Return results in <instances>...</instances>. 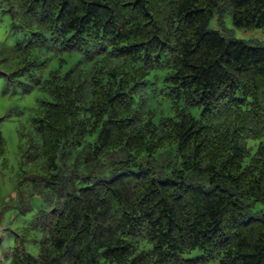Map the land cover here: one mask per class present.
Segmentation results:
<instances>
[{
	"label": "trees",
	"instance_id": "1",
	"mask_svg": "<svg viewBox=\"0 0 264 264\" xmlns=\"http://www.w3.org/2000/svg\"><path fill=\"white\" fill-rule=\"evenodd\" d=\"M0 5L29 31L13 55L47 69L50 96L20 148L50 210L11 264H264L250 203L264 202V45L207 29L227 11L264 29V0Z\"/></svg>",
	"mask_w": 264,
	"mask_h": 264
},
{
	"label": "rangeland",
	"instance_id": "2",
	"mask_svg": "<svg viewBox=\"0 0 264 264\" xmlns=\"http://www.w3.org/2000/svg\"><path fill=\"white\" fill-rule=\"evenodd\" d=\"M222 18L221 24L219 16L215 15L207 29L229 31L238 40L253 46L264 45L263 28H235L230 11ZM19 23L20 20L13 21L8 8L0 5V264H11L10 253L16 236L26 227V222L40 211L50 210L43 194L29 178L35 168L20 149L26 150L33 132L32 121L44 107V102L50 100L41 85L43 76H47V69L43 68L41 73L35 65L28 68V61L13 55V49L26 44L30 36L28 30L17 27ZM62 59L64 62L55 59L50 69L59 68L61 73L68 72L78 61V55ZM158 101L165 106L166 101L160 94ZM250 203L253 215L264 217V202ZM24 247L33 256L39 253L36 242L30 240ZM200 254L196 250L185 254L184 258Z\"/></svg>",
	"mask_w": 264,
	"mask_h": 264
}]
</instances>
